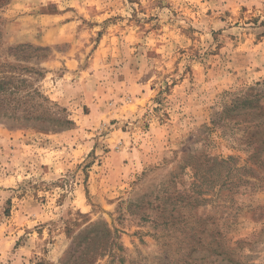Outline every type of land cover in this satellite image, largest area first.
<instances>
[{
    "label": "rangeland",
    "instance_id": "rangeland-1",
    "mask_svg": "<svg viewBox=\"0 0 264 264\" xmlns=\"http://www.w3.org/2000/svg\"><path fill=\"white\" fill-rule=\"evenodd\" d=\"M0 40L46 119H0V264H264V0H10Z\"/></svg>",
    "mask_w": 264,
    "mask_h": 264
},
{
    "label": "trees",
    "instance_id": "trees-1",
    "mask_svg": "<svg viewBox=\"0 0 264 264\" xmlns=\"http://www.w3.org/2000/svg\"><path fill=\"white\" fill-rule=\"evenodd\" d=\"M10 0H0V8L4 7L9 3ZM3 46L2 41L0 40V47ZM31 48L30 46H19L16 48H10L8 55L14 57L17 61H27L29 57H20V54L23 53L25 49ZM34 50H37L33 48ZM41 50V49H40ZM3 52V49H1ZM0 60V119L10 120L17 125L33 124L35 122H46V119L41 117L37 111L35 103V97L38 95L34 90H28L27 82L23 80L20 75L15 71L18 66L8 64L6 59ZM25 69V68H24ZM253 104L251 99L237 100L233 105V110H243L246 109L245 115H258L263 118L257 121L253 126H247L250 129L247 133L249 144L254 145L253 154L251 159L260 160L261 155H264V140L261 143L258 142L257 137L264 136V108L260 107L259 104L254 105V107L249 108V105ZM252 109L253 111H250ZM49 123L48 129H55L58 126H61L63 122L58 120H48ZM59 124V125H58ZM64 124H71L70 122H64ZM264 158V157H263ZM264 159L260 161L263 163ZM109 236V232H106V237Z\"/></svg>",
    "mask_w": 264,
    "mask_h": 264
}]
</instances>
